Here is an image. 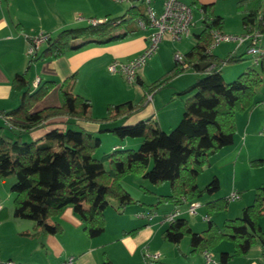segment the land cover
<instances>
[{
    "label": "trees",
    "instance_id": "16d2710c",
    "mask_svg": "<svg viewBox=\"0 0 264 264\" xmlns=\"http://www.w3.org/2000/svg\"><path fill=\"white\" fill-rule=\"evenodd\" d=\"M133 1L136 3L129 4L122 16L59 31L30 58L28 66L35 60L57 59L89 44L121 41L142 32L135 21L138 18L146 20L144 0ZM188 6L192 12L201 13V29L194 35L195 44L183 54L181 61L174 59L172 67L160 79L149 85L138 76L136 79L146 95H150L186 70L198 75L193 83L177 93L192 95L183 101L181 119L169 132L163 131L151 119L125 123L145 106L144 96L138 102L128 100L108 104L104 117L93 118L90 100L74 92L76 75L61 83L60 105L32 111L34 104L55 82L38 80L31 89L27 69L14 75L11 86L22 93L20 103L14 109L0 111V116L7 122L6 126L0 127V178L14 177L9 188L13 194L12 214L32 222L31 232L26 233L28 236L59 233L60 225L50 220L65 207H72L89 238L99 236L105 229L107 207L122 213L128 205L139 203L121 184L128 175L140 176L154 186L169 183V194L157 196L152 205L156 207L167 203L173 209H180L186 202L219 190L215 177L202 189L197 187L196 180L210 158L232 144L236 116L258 103L256 95L264 79V51L256 68L247 67L233 81L225 82L221 65L241 61L243 54L227 53L224 57L213 54L208 49L212 32L220 31L224 19L214 14L212 4L190 0ZM236 12L241 15L244 32L256 31L264 36V0H239ZM143 32H150V28ZM60 118L67 121L65 129L54 122ZM117 121L120 122L116 124ZM81 122L99 127L90 132L80 125ZM52 124L55 126L37 140L23 138L31 131ZM101 133H110L121 141L139 138V147L134 150L115 145L111 152L98 159L94 153L100 147L98 135ZM250 165L262 166L264 158L251 160ZM229 201L222 197L205 203V230L192 232L187 220L178 218L168 223L162 239L177 245L183 237H188L191 253L210 252L220 241L228 240L233 251L231 254L220 253L222 264L245 256L254 245L263 250L264 231L259 220L264 217V184L255 189L252 202L241 209L240 217L225 219L221 226L209 220L213 212L225 210ZM103 264L112 263L105 259Z\"/></svg>",
    "mask_w": 264,
    "mask_h": 264
},
{
    "label": "crops",
    "instance_id": "0c3cea01",
    "mask_svg": "<svg viewBox=\"0 0 264 264\" xmlns=\"http://www.w3.org/2000/svg\"><path fill=\"white\" fill-rule=\"evenodd\" d=\"M164 1L151 0L150 6L156 13H160ZM189 1L184 4L188 5ZM197 1L201 4H212L214 14L224 19L220 32L233 36L244 33L241 15L236 12V3L239 0ZM134 2L136 3L132 0L130 4H134ZM123 4L115 0H0V111L12 110L20 103L22 91L14 90L11 81L15 74H21L26 69L28 70L27 75L31 89L36 86L34 82L37 79L40 82H55L54 86L34 104L32 111L60 105V85L71 75H76L74 92L90 100V114L93 118H99V115L95 113V99L103 100L108 97V101L102 103L103 108H105L104 111H106L108 104H118L128 100L135 102V97L138 95L136 91L128 97H120L122 90L125 88L122 84L123 78L119 74L110 73L108 66L115 60L125 62L142 52L148 45L149 32L142 31L131 38L107 44H89L78 50L68 52L60 58L35 60L28 66L31 57L27 54L28 42L25 38L26 35L32 36L43 32L55 36L65 28L87 25V20L90 19L102 22L108 18L119 17L124 15L130 6L125 7ZM144 5L146 10L147 5L145 3ZM195 13L197 17H195ZM77 17L83 19L77 20ZM233 19L239 21L240 27L238 29H233L229 25V22ZM193 20L194 25L189 36L195 35L192 32L193 29L196 33L201 29V13L199 11H193ZM168 40L172 45L176 44L169 37ZM225 43H230L224 51L226 53H222L223 55L216 53L213 51L214 48L212 53L218 57H224L227 53L232 55L244 54L237 52L240 46L243 45H245L246 51L247 44L245 42L241 45H237L236 42ZM185 44L191 48L195 44V40H186ZM148 66L140 67L137 71V76L143 82H145L144 76ZM167 66V68L172 67L171 64ZM246 67L248 65L243 64L238 70ZM197 76L194 73V78ZM135 84L138 85V82ZM103 92L106 93L103 94ZM142 92V97L144 96L146 99L145 106L126 119L125 123H135L148 117L146 120H156V123L161 126V118L157 113L162 108L160 107L162 103L157 104L159 107L157 109L154 104V93L148 95V97L143 89ZM175 92L177 93V89ZM109 98L116 99L111 100ZM256 99L258 103L255 106L236 116V132L232 144L214 154L210 158L208 166L197 177L196 184L199 189H202L214 177L217 178L219 183V190L209 195L205 203L222 197L226 198L230 192L235 191L239 195L238 200H242L244 204L248 205L250 204L248 202L253 200L255 189L264 184V165L259 166L262 168L257 171H254V168L250 165L251 160L264 158V155L258 153L260 151L256 147L257 138L260 137L264 125V104L262 103L264 88H259ZM168 103V101L165 102L163 108ZM54 122L58 127L66 128L67 121L65 118L55 119ZM119 122L117 121L116 124ZM6 125L7 122L0 116V127ZM80 125L90 132L96 131L99 127L97 124L90 122H81ZM52 126L55 125L52 124L31 131L23 135V138L25 140H37ZM98 136L100 137V134ZM139 143L140 140H123V145L127 146L138 145ZM239 173L240 177L242 173H246V181L239 182L237 180ZM138 178V176H134L133 181L137 182ZM124 179L125 177L121 180V184ZM12 182V180H9L7 186H10ZM229 182L232 186L231 189H229ZM146 183L140 182L136 187L134 186L133 190H137L135 193L138 194L137 197H134L127 190L131 197L136 198L135 200L140 203L136 205L142 207L141 210L137 211L135 218L122 216L128 206L122 213L116 212L113 208L112 210L106 208L104 212L105 229L103 233L94 238H89L85 234L83 223L74 213L72 207H65L57 217L50 220L60 225L59 233L36 237L28 236L26 233L31 232L32 222L14 217L12 203L5 202L0 198V264H60L67 257L74 258L72 264H103L105 259L111 261L112 264H144L143 251L145 249L159 252L163 264H195L196 260L193 259L192 262L186 258L188 249L190 251L188 237H183L177 245L162 239V233L168 225V222L164 221L163 215L174 207L169 204V207L161 215L155 213L152 205L156 202L157 196L169 193L164 186L162 187L163 191L159 192L158 188H155L152 184L148 186ZM146 195L148 196L145 197ZM147 199H150V201ZM244 204L241 205L240 210L244 207ZM182 206L183 208H181ZM182 206L180 209L183 213L180 218L190 216L185 213L186 205ZM147 213L154 214V216L151 219L145 216L137 217V214L145 215ZM237 214L235 213V215ZM202 215H205L203 219L206 220L205 207ZM209 220L214 222V215H210ZM262 220H264V217L259 220V224ZM188 225L192 232H201L206 229L204 224L197 225L194 218L190 219ZM260 227H262L261 224ZM134 229L136 231L133 234L125 233ZM256 249H251L245 256L239 257L241 258L239 263L264 264L261 248L257 246ZM224 250L232 252L233 248L231 251L229 249ZM180 255H183L182 260ZM235 259L229 264H233ZM202 264H205L204 260Z\"/></svg>",
    "mask_w": 264,
    "mask_h": 264
},
{
    "label": "rangeland",
    "instance_id": "374dc122",
    "mask_svg": "<svg viewBox=\"0 0 264 264\" xmlns=\"http://www.w3.org/2000/svg\"><path fill=\"white\" fill-rule=\"evenodd\" d=\"M179 1H181L182 3H187L188 2V0H179ZM123 5L125 7H128L129 3H124ZM195 17H197L196 13H195ZM229 25L233 29H238L240 27L239 21L238 20L235 21L234 19L229 22ZM193 30H195V29H193ZM193 30H192V32L194 34H196V31H193ZM239 35H241V34H239ZM182 38L183 39L181 41H176L175 42L176 44L172 45L169 42L168 37L165 36L163 41H162V43L159 44L157 51L146 61L144 66H148L149 65L148 68H147V72H146V74L144 76L145 77L144 80H145L147 85H149L152 82L160 79L165 73H167L169 71L170 68H167L168 67L167 65L171 64V66H172L173 63H174V57H173V53L174 52H173V50H175V51L177 50L180 54L183 55V53H185L190 48V46H186V44H185L186 40L187 41H194L195 40L193 35H190L187 38H184V37H182ZM229 44L230 43L221 42L220 44H218L213 49V51L216 52V53H220V54L226 53L224 51L227 49V47H229ZM260 46H261L262 49H264V36L261 37ZM237 52L244 53L242 55V60L241 61H238V62H235V63H231V64H225L224 63L220 67V70H221V73H222V76H223V79H224L225 82L233 81L240 73L244 72L247 69V67L246 68H242L241 70H238L240 67L243 66V64L248 65V68H251V67L252 68H256L257 67V65L253 61V58L246 53L245 45L240 46V48H239V50ZM178 76H180V74L177 75L176 77L170 78L166 82V84L164 86L160 87V89L156 90L154 92V94H153L154 95V104L157 106V109L159 108L157 104L158 103H162V105H160V107H162V108L160 109L159 113H157V115H159L160 118H161V126L160 125L159 126L165 132H169L171 129L176 127V125L179 123V121L181 119V115L183 113V105H182L183 101L187 97L192 95V94L177 95V93H179L181 90H183L184 88H186L187 86H189L191 83H193L195 81L194 80L195 78H194L193 71L186 70L183 73H181L180 77H178ZM122 84L124 85V87L126 89L125 88L123 89L125 91V93H123L124 91L122 90V93H121V96H120L121 98L122 97H128V96H130V94H133V92L136 91V93L138 95H137V97H135V102H138V101L141 100L143 92H142V88L140 86H138L137 84H134V85L127 84L124 81V79H122ZM261 88H264V79H263L262 85L260 86V89ZM176 89H177V93L175 92ZM105 93L106 92H103V94H105ZM172 93H173V96H172L173 98L171 97ZM109 99H111V98H109ZM112 99H116V98H112ZM106 100L108 101V97L103 99V100L95 99V102H94L95 113L97 115H99V118L104 117L105 114H106V112L104 111L105 108H103L104 106L102 105V103L104 101H106ZM167 101L169 102L168 105L165 108H163V105L165 104V102L167 103ZM149 103H151V102H149ZM147 118L148 117H146L145 120ZM152 122H157V121L153 120ZM127 140L136 141V140H140V139L139 138H131V139H127ZM100 142H101L100 147L94 153L95 154L94 156L97 157L98 159L104 153L111 152L112 151L111 147H113V145H123V141H121L120 139H118L117 137H115L114 135H112L110 133L109 134H106V133L100 134ZM256 145H257L256 147L259 148L258 151H260L258 153L261 154V155H264V136L262 134H260V137L257 138ZM124 147H126V149L137 150L138 147H139V144L138 145H133V146L132 145H128V146L124 145ZM258 158H260V157H258ZM104 166H105L106 169L108 168V164L107 163H105ZM253 168H254V171L255 170L257 171V170H260L262 167H253ZM263 170H264V168H263ZM245 175H246V173H242L241 177H240V173H239L237 175V180L239 182L244 181L245 180ZM134 176H136V175H128L127 177H125V179L123 180L122 186L124 187V189L129 190L134 197H137L138 194H135L137 190L136 191L133 190L134 186L136 187V185H138V183L147 182V181L142 179L140 176H138L139 177L137 179L138 181L134 182L133 181ZM9 180L14 181V177L9 176V177H5V178H0V198L2 200H4L5 202L12 203L13 194L9 190L11 184H10V186H7V183L9 182ZM146 184H148V186H151V184L149 182H147ZM229 184H230V182H229ZM152 186H154V185H152ZM163 186L168 190V193H169V183L168 182L162 183V184H160L158 186H154V187L158 188L157 190L159 192H161V191H163L162 190ZM231 187L232 186L230 184L229 185V189H231ZM147 196L148 195H146L145 197H147ZM208 196H209L208 194H203L202 197H200L198 199L203 204V206L197 210V216H195V217L186 216L185 217L188 220L189 224H190V219L194 218L196 223H197V225L199 224L201 226L202 224H204V227H207V221L205 219H203L205 217V215L203 216L202 212H203L204 207H205V200H206V198ZM147 200L150 201V199H147ZM248 203H251V202H248ZM136 204L137 203L128 205V207L122 213V216L123 217H131L132 219H134L137 211L141 210V208H142V207H140V206H138ZM243 204H244V202L242 200H238V199L235 200V201H229L228 204H227V207L225 208V210L216 211V212H213L211 214V215H214V218H215L214 222L218 226H221L225 219H233V218H236V217H240V215H241L240 207ZM246 205L247 204H244V206H246ZM155 207L156 206H153V211H155V213H157L158 215H161L162 212L166 208L169 207V204L161 203L160 205H158L157 208H155ZM181 208H183V206ZM229 208H230V211H229ZM107 210H112V207L111 206L107 207ZM235 213H238V214L235 215ZM260 224L262 226L261 227L262 230L264 231V220L260 221ZM257 246L258 245H254L252 250H257L256 249ZM232 248H233V245H232V243L230 241L222 240L213 249H211L210 254H211V256L213 257L214 261L217 264H222L220 262V253L224 252L225 251L224 249H229V251H231ZM229 253L231 254L232 252H229ZM180 256H181L180 258L182 260V258H183L182 256L183 255H180ZM186 258H188L187 259L188 261L189 260L192 261L193 259L196 260L195 264H202V261H203L202 254H200V253H190L189 249H188ZM235 258H233V259H235L233 264H240L239 262H240L241 258H239V257H235ZM232 260H230V262Z\"/></svg>",
    "mask_w": 264,
    "mask_h": 264
},
{
    "label": "built area",
    "instance_id": "2783aa9c",
    "mask_svg": "<svg viewBox=\"0 0 264 264\" xmlns=\"http://www.w3.org/2000/svg\"><path fill=\"white\" fill-rule=\"evenodd\" d=\"M118 3H131L132 0H115ZM151 0H144L147 5L145 10L146 20L141 18L136 19V26L140 30L150 28L148 34V45L135 57L125 62L113 61L108 70L111 73L119 74L122 76L127 84L134 85L137 79V71L140 67L144 66L146 61L157 51L159 44L162 42L165 36H168L172 42L180 41L182 37L189 36L192 26L194 25L193 12L190 7L179 0H165L160 13H156L150 6ZM83 18L77 17V20ZM88 23L95 24L96 20H87ZM28 42L27 54L29 57L36 55L40 49L47 44L51 36L47 33H38L36 35H26ZM221 42H236L237 45H241L244 42L247 44L246 53L253 58L255 64H258L260 56L263 54V49L260 46L261 35L256 32H244L239 36L223 34L219 30H213L212 41L208 47L209 50L215 48ZM183 55L178 51L174 52V59L181 61ZM38 79L34 82L36 85ZM148 96V95H147ZM149 97V96H148ZM264 104V99L262 100ZM261 134L264 136V125L261 129ZM227 198L232 201L239 198L237 192H231ZM185 213L190 216H195L197 210L202 206L199 200L186 202ZM1 210V206H0ZM182 211L180 209H173L163 215L164 221L170 223L181 217ZM147 217L151 219L154 214H137V217ZM205 264H217L210 252L204 251L202 253ZM261 256L264 258V249L261 251ZM144 264H163L161 261V254L157 251H149L145 249L143 251ZM73 257H68L60 264H72Z\"/></svg>",
    "mask_w": 264,
    "mask_h": 264
}]
</instances>
